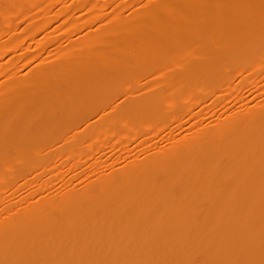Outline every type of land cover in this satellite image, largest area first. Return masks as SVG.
<instances>
[{"label": "bare ground", "instance_id": "obj_1", "mask_svg": "<svg viewBox=\"0 0 264 264\" xmlns=\"http://www.w3.org/2000/svg\"><path fill=\"white\" fill-rule=\"evenodd\" d=\"M0 264H264V0H0Z\"/></svg>", "mask_w": 264, "mask_h": 264}]
</instances>
